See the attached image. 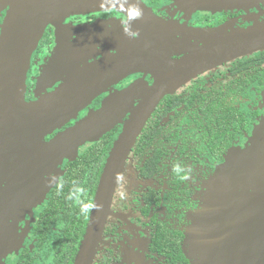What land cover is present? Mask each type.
Instances as JSON below:
<instances>
[{
  "label": "flooded vegetation",
  "instance_id": "1",
  "mask_svg": "<svg viewBox=\"0 0 264 264\" xmlns=\"http://www.w3.org/2000/svg\"><path fill=\"white\" fill-rule=\"evenodd\" d=\"M32 1L44 24L24 100L50 98L49 121L2 159L0 264H75L111 150L157 99L100 210L90 264H264L261 248L251 260L264 242V173L227 181L239 188L223 204L237 206L219 213L223 229L201 230L222 167L264 170V49L218 61L204 33L264 23V0ZM10 11L0 9V37ZM237 210L253 222L233 230Z\"/></svg>",
  "mask_w": 264,
  "mask_h": 264
},
{
  "label": "water",
  "instance_id": "2",
  "mask_svg": "<svg viewBox=\"0 0 264 264\" xmlns=\"http://www.w3.org/2000/svg\"><path fill=\"white\" fill-rule=\"evenodd\" d=\"M6 5L11 6V11L5 23L4 34L0 37V178L3 168L1 166L2 159L13 154L17 156L18 152L31 146L33 142L37 141L35 133L38 128L44 124V127H46V121H49V113L47 111H49L48 101L50 100V98H43L36 104L27 103L24 100L25 77L29 66L30 54L38 43L39 34L44 24L41 19L44 13L39 11V7L42 4L38 5L37 10H35L33 5H36V3L32 0H0V9ZM70 5H80V2L70 0ZM204 38L208 40V46L211 48L204 50L207 56L218 61L228 60L264 49V23L248 30L225 35H218L215 31L206 32L204 33ZM66 93L60 90L53 95V98L63 101V96ZM158 94L159 97L162 96V94ZM70 102L72 104L70 112L80 108L81 99L78 95L74 96ZM157 103L158 99L153 103H145L142 108L140 107L141 109H138L139 112L137 111L136 116L126 123L124 130L116 140L104 168L89 232L75 264H90L91 243L96 237L97 231L95 230L96 221L106 202L111 199L124 157L134 145ZM66 115L68 116V114ZM90 123H92V120L83 124L82 128ZM85 140H87V137ZM85 140L83 139L81 142H85ZM235 165V167H229V169L225 166L222 167L224 168L223 171H220L218 177L214 180L216 183L214 185L215 189L222 188L225 184L224 187L227 192L237 191L239 187L227 185V181L240 182L244 179L250 180L254 167L250 166L244 169L241 164L235 163ZM239 168L241 169L239 170ZM225 169L227 170L225 171ZM222 177L226 179H221ZM232 195L230 193V196ZM237 204L238 202H225L223 204L220 200V202L214 203V207L211 209V206L206 203L201 230L207 233L208 230L213 228L223 229L225 222L223 218L217 219L219 213H226L227 206L231 205L235 208ZM209 213L217 214L213 219ZM236 213L237 219H229L233 230L242 229L247 223L253 222V220L243 219V217L239 216L238 210Z\"/></svg>",
  "mask_w": 264,
  "mask_h": 264
},
{
  "label": "rangeland",
  "instance_id": "3",
  "mask_svg": "<svg viewBox=\"0 0 264 264\" xmlns=\"http://www.w3.org/2000/svg\"><path fill=\"white\" fill-rule=\"evenodd\" d=\"M232 166V163L231 162H229L228 164H227V169H229V167H231ZM263 165L261 164V163H258V165H257V167H256V169L255 168H253V170H252V173H251V175H250V180L249 181H257V180H259L260 179V175H262L263 173H264V170H263V167H262ZM227 169H225V171L227 170ZM243 177V176H242ZM225 177H222L221 179H224ZM226 179V178H225ZM261 180V179H260ZM249 181H247V180H243V181H240V182H249ZM226 182V181H225ZM224 182V183H225ZM230 182H232V181H230ZM215 185V182L213 183V186ZM224 186H225V184H224ZM222 187V188H219V189H215V188H213L214 190H211V192L209 193V199L207 198V201H206V203L207 204H209L210 206H211V209H212V207H214V203H218V202H220L219 200H220V198H221V202H223V200H225L224 198V192H227V190H226V188L225 187ZM232 186V185H231ZM226 190V191H225ZM238 191V190H237ZM229 192V194L231 193V194H233V195H235L236 194V191H228ZM232 195V196H233ZM205 203V204H206ZM205 204H204V207H205ZM202 217H203V215H202ZM263 226H264V224H263ZM264 229V228H263ZM262 229V230H263ZM261 239L263 238V236H264V233L262 232L261 233ZM260 239V240H261ZM258 244L259 243H256L255 245H256V247L258 246ZM262 246V247H261ZM260 248H261V253L264 251V242H262V240H261V243L259 244V246L256 248V250H255V252H253V254L251 255V260H258L259 259V256H258V254H259V251H260Z\"/></svg>",
  "mask_w": 264,
  "mask_h": 264
}]
</instances>
